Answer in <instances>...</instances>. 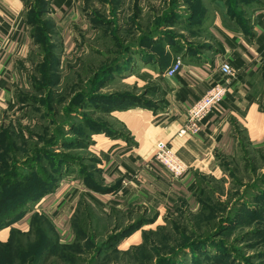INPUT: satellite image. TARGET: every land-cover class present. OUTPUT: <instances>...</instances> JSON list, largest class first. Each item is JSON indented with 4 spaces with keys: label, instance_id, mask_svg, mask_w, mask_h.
Returning a JSON list of instances; mask_svg holds the SVG:
<instances>
[{
    "label": "rangeland",
    "instance_id": "rangeland-1",
    "mask_svg": "<svg viewBox=\"0 0 264 264\" xmlns=\"http://www.w3.org/2000/svg\"><path fill=\"white\" fill-rule=\"evenodd\" d=\"M84 1L72 52L46 0H33L26 14L30 45L15 62V101L0 110V264H260L264 151L249 148L227 163L223 179L200 181L199 211H166L158 221L136 208L105 213L81 197L73 235L60 240L58 215L50 208L54 199L43 200L83 182L101 184L90 147L98 132L119 126L112 112L120 95L139 90L121 84L125 72L116 70L143 38L138 33L160 34L169 26L173 36L182 29L187 36L202 35L200 22L215 9L246 26L264 5V0ZM260 103L264 109V94Z\"/></svg>",
    "mask_w": 264,
    "mask_h": 264
},
{
    "label": "crops",
    "instance_id": "crops-1",
    "mask_svg": "<svg viewBox=\"0 0 264 264\" xmlns=\"http://www.w3.org/2000/svg\"><path fill=\"white\" fill-rule=\"evenodd\" d=\"M32 2L0 0L3 111L11 109L15 101V62L29 49L26 14ZM46 2L66 51H75V32L84 19L81 6L85 1ZM210 5L206 3L208 9ZM200 23L202 35L187 36L182 29L173 36L169 26H162L160 34L141 31L138 35L145 43L132 44L133 51L117 63L116 70L125 72L118 81L139 90L123 93L130 99H121L112 112L119 126L98 132L90 147L97 156L101 186L110 190L97 192L83 182L84 187L70 186L44 198L54 199L50 208L58 215L56 230L61 241L73 235L72 217L81 197L91 199L105 213L136 208L154 213L158 221L166 211H199L201 180L223 179L227 163L245 148L264 151V109L260 103L264 94V5L246 26L219 9L208 12ZM179 57L183 69L173 77L166 76ZM226 62L231 63L232 76L222 71ZM217 82L228 86L221 109L203 121L200 133L179 137L191 103ZM162 146H171L189 166L182 177L170 180L167 170L152 161ZM71 188L74 192L70 195ZM262 258L260 264H264V255Z\"/></svg>",
    "mask_w": 264,
    "mask_h": 264
},
{
    "label": "built area",
    "instance_id": "built-area-1",
    "mask_svg": "<svg viewBox=\"0 0 264 264\" xmlns=\"http://www.w3.org/2000/svg\"><path fill=\"white\" fill-rule=\"evenodd\" d=\"M2 54L3 51L0 46V58ZM183 66L184 61L179 57L165 72L166 76L173 77L177 75L183 69ZM221 68L226 75L232 76L234 73L230 62L224 63ZM227 92L228 86L217 82L200 98L194 100L187 111L186 120L180 128L178 136L183 137L188 134L196 135L200 133L203 121L221 109ZM152 161L167 170L170 174V180L182 177L189 170V166L177 156L171 146H162L156 150Z\"/></svg>",
    "mask_w": 264,
    "mask_h": 264
},
{
    "label": "trees",
    "instance_id": "trees-1",
    "mask_svg": "<svg viewBox=\"0 0 264 264\" xmlns=\"http://www.w3.org/2000/svg\"><path fill=\"white\" fill-rule=\"evenodd\" d=\"M137 43H142V44H144L145 43V40L143 39V38H140V42L138 41V42H136V44ZM120 97L121 98H119V101H121V99H130V97L129 96H127V95H124V94H121L120 95ZM119 105H120V103H119ZM117 107H119V106H117ZM95 183V182H94ZM85 184L90 188V189H92V190H95V191H97V192H102V191H105V190H110V189H104L102 186H101V184H88L87 182H85ZM48 192V191H47ZM47 192H45V194L43 195V196H45V195H47L48 193H50L51 191H49L48 193ZM33 200V199H32ZM25 201V200H24ZM26 201H28L27 199H26ZM25 201V203L24 204H26L27 202ZM22 203V202H21Z\"/></svg>",
    "mask_w": 264,
    "mask_h": 264
}]
</instances>
